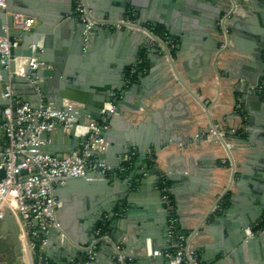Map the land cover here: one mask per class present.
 I'll use <instances>...</instances> for the list:
<instances>
[{"label":"water","instance_id":"95a60500","mask_svg":"<svg viewBox=\"0 0 264 264\" xmlns=\"http://www.w3.org/2000/svg\"><path fill=\"white\" fill-rule=\"evenodd\" d=\"M152 1L159 2V0ZM202 1L205 4L199 0L196 5H193L191 0H179L176 6L178 8L187 7L188 12L189 9H192V15L188 23L181 29H175L173 22L167 24V20L158 15L160 14L158 9L153 7L150 0H116L111 1L110 4L100 0H87L91 16L97 18L117 19L127 13L128 8H132L140 17L152 14L155 21L153 28H156L157 25L158 29L162 27L168 29L170 40L160 43L157 38L153 37L152 31H150L152 27L148 25L145 27L150 35L134 29L105 28L99 29L93 38L86 39L82 34L83 24L75 17L77 29L70 40V53L74 64H80L83 71L74 78L84 80L87 77V79H93L95 82L87 87L80 84L79 87L72 85L71 88H67L63 81L65 76L64 74L61 75L58 69L60 63L63 62L62 55L65 54L66 45L69 41L68 34L71 23L65 18V13L69 12L73 16L74 12L73 10L71 12V6L67 3L66 8L61 9V5H55L54 0H6V11L0 10V36H6L10 42H13L16 37H20L21 42L18 47L10 48V58L7 63H2L0 59V93H4L5 85L9 84L14 99L26 101L25 95H28L27 98L32 102L30 104L35 108L39 105L54 104L60 110L75 116L78 123H83L86 119L100 122L101 109L106 103H111L116 108V114H109V120L104 123L107 127L100 126L99 129V136L106 142V146L102 152H99L95 161L104 163L107 170L105 172L88 170L85 177L69 178L64 181L63 185L55 187L53 193L62 203L60 214L57 217L59 229L49 228L46 232L38 231V235L48 237L52 234V238L56 237L61 240L60 235L63 234L61 241L69 238L72 241H77L78 247L84 246L93 239L94 227L105 220H112L115 212L123 214L125 217L135 213L130 206L123 208L118 206V203L137 204V196L142 197L141 194H147L155 210L154 214L156 213L158 216V228L161 232L158 234L148 231L138 233L135 246L130 245L133 239L126 236L124 244L135 247L138 264H170L172 256H165V254L171 253L175 238L170 235L169 214L162 198V187L164 181H175L179 177L175 176L171 169L161 167L159 155L166 145L169 149L171 145H185L193 140V136H191L192 126H188L189 124H181V126L180 122L188 119L187 123L195 124L197 120L194 121L193 118H199V115L194 109L190 111L192 113L190 115L188 109L185 108V98L180 97L182 93H179V97H175L173 100L171 98L166 100L162 104L165 108L163 110H159L158 105L152 101H157V98H166L174 93L175 85L181 87L185 84L174 59L178 55V50H185L187 44L193 43V38H209V35L215 32L217 36L214 49L205 57V63L207 62L208 65L210 62L209 72L217 93L214 101L217 105L212 110L219 112L223 104L233 108L236 102L235 94H239L250 118L248 122L251 123L253 121L251 118L256 119L257 117L261 123L264 121V59L261 55V52L264 51V0H245L248 5L259 11L256 12L255 10L254 12L260 18V26L249 30V38L254 44L251 45L252 47H242L229 33L230 47L228 51L233 46L236 51L246 52L250 57L242 63V74L239 75L224 70L223 61L228 51L215 62V54L220 42L216 23L221 13L229 8L231 1L236 4L237 9L239 1L242 0ZM52 6H55V9ZM200 8L203 10L202 13L197 11ZM235 11L230 19L235 18ZM13 14L35 17L39 24L28 32L14 31L11 28ZM203 17H206L207 20H204ZM230 19L226 26L228 31L229 28L234 31ZM143 22V20L137 19L139 25H143ZM4 28H7L6 32ZM56 37L60 40H56ZM174 37L179 40L177 46L173 45ZM134 38L138 40H136L135 45H139H137L138 48L129 64L139 57L137 52L147 62L152 61L153 57L158 58L163 71L168 73L163 77L162 83L166 80L173 82L170 90H162L163 88L161 89L154 83L143 87L136 83L128 87L124 85L125 64L129 60L125 64L120 61H109L105 65L104 63L92 64L93 52L103 46L105 42ZM34 44L40 45L33 49L30 46ZM31 56L37 57L41 66L34 71H26L22 75L17 74L15 58ZM47 65H51V68H47ZM31 80H34L35 83H32ZM220 89H225L224 91L231 98L230 102L224 100V96L222 99L220 98ZM20 90H25L24 94ZM258 91L260 92L258 93ZM63 99L80 103L82 107H72L68 103L61 106L60 103ZM219 99L221 100L219 101ZM42 101L44 104L41 103ZM2 104H6L5 99L0 101V107ZM1 111L2 108H0V115L2 116ZM142 113H146V115H142L144 119L132 123L133 120L131 119ZM237 118H241V116L238 114ZM179 132H187V137L181 136ZM2 136L3 132L0 129V151H5L6 148H1ZM40 139L43 141V151L57 157L71 152L84 141V137L74 136L73 131L68 136L64 135L61 126H57L52 133H42ZM47 140L49 141L47 142ZM131 153L137 154V159L143 160V164L137 166L136 162H132L131 159L126 161L125 157ZM260 159L262 164L259 168L264 170V154L261 155ZM220 166L225 169L224 164L221 163ZM204 174L211 175L208 171H205ZM0 176H3V171H0ZM208 181L211 184L216 183L213 179ZM132 185H137L139 195L135 192L131 193ZM250 187L249 193L252 195L253 211L242 213L230 234L229 240L217 248V254L221 258L215 262L220 264L223 261L229 262V260L235 262L243 251L249 248L256 249L264 242V231L254 237H247L244 231L247 228H252L254 223L264 214V184L257 181ZM167 192L169 193V190ZM177 207L179 208V204ZM175 216L174 213L173 217L175 218ZM198 217L199 215L195 213L189 215L191 223L198 220ZM4 219L10 222L12 226L6 240L7 242L9 240V249L12 250L14 256L20 259L22 249L18 239L17 223L14 217L9 214ZM31 239L36 240L35 238ZM0 242H3V239L0 238ZM169 243L173 244L172 248L168 246ZM38 244L41 246L42 241ZM148 247L151 252L158 250L162 254L146 256ZM192 250L195 251L194 248ZM32 263H36L35 258Z\"/></svg>","mask_w":264,"mask_h":264},{"label":"crops","instance_id":"0c3cea01","mask_svg":"<svg viewBox=\"0 0 264 264\" xmlns=\"http://www.w3.org/2000/svg\"><path fill=\"white\" fill-rule=\"evenodd\" d=\"M100 1L110 4L111 1L116 0ZM150 2H152L153 7L158 9L160 13L158 15H161L167 20V24L171 22L174 23L173 27L175 29H181L191 18L192 9H189L188 12L187 7L178 8L176 4L179 0H159V2L150 0ZM191 2L193 5H196L199 0H191ZM200 2L205 4L202 0H200ZM54 3L55 5H61V9H65L68 3V5L71 6V12L74 7L73 0H54ZM239 5L235 11V18L230 19V24L234 31L229 28V33L232 37H235L236 42L241 44L242 47L250 48L252 47L251 45L254 44L249 38V30H253L260 26V18L258 14L257 16L255 15L254 11L256 8H252L245 0L239 1ZM52 7L55 9V6ZM129 9L132 8H128L127 10ZM197 11L202 13L203 10L200 8ZM256 12L259 11L256 10ZM136 15L137 19L144 21L142 23L143 25H148L153 28L155 21L152 14L140 17L136 12ZM65 18L71 23V29L68 34L69 41L66 45L65 54L62 55L63 62L60 63L58 71L61 75L64 74L65 76V79L63 78L65 87L71 88L72 85L73 87L74 85L79 87L80 84L87 87L92 85L91 83H94L95 80L87 79V77L84 80L74 78L83 71L80 64H74V60L70 53V40L77 29L75 15L73 14L72 16V14L68 12L65 13ZM203 19L207 20L206 17H203ZM38 24L39 22L36 19L35 27L38 26ZM153 29L156 32H169L165 27L158 29L157 25L156 28ZM216 36L214 32L209 35V38H193V43L187 44L185 50H178V55H176L174 59L176 60L178 72L185 84L181 87L175 85V89L173 88L174 93L168 95L166 98H157V101H152L158 105L159 110H163L165 108L162 104L165 103L166 100L169 98L173 100L175 97H179V93H182L180 97L185 98V108L188 109L190 115L192 114L190 111L193 109L199 115V118H193L194 121L197 120L195 124L193 123L191 125L187 123L186 121H188V119L180 122V125L189 124L188 126H192L193 131L191 136H194L195 133H205L208 126L211 123H215L228 132L226 140L233 143L231 153L234 162V170L223 162L225 158L223 146L218 143L207 142L205 138H202L204 134L199 141L193 139L185 145L174 144L171 145L169 149L167 147L168 145H166L165 149H163L159 155V161L162 164L161 167L171 169V172L179 177L176 178L177 180L175 181L163 182V186L169 190L174 206V213L176 215L175 233L183 234V232H185L186 235L194 234L191 246L194 248L201 264H220L219 262H215L221 258V256L217 254V248L229 240L230 234L235 224L238 223L242 213L253 211L252 195L249 193L251 191L250 186L257 181L264 184V170L259 168L262 164L260 157L264 154V121L261 123L257 117L256 119L251 118L253 121L249 123L248 121L250 118L245 111L244 103L243 106L246 114V120L244 122L242 118H237L238 113L235 111L234 106L232 108L230 105L223 104L219 112L212 110L213 107L217 105V103L214 102L217 93L212 84L213 80L209 72L210 62L207 65V62L205 63V57L214 49ZM41 38L43 37L41 36ZM15 40L20 44V37H16ZM56 40H60V38L56 37ZM136 40L137 38L120 39L117 41L109 40V42H105L103 46L97 48L98 50L96 49L93 52L92 64L104 63L105 65V63H109V61H120L125 64L129 60V62L125 64L127 74L129 67L133 65L135 61L142 58L141 54L137 52L139 57H137L133 63L129 64L138 48L137 45H139H135ZM178 44V38L174 37L173 45L177 46ZM60 47H62L61 44ZM231 47L232 48L227 52L223 61L224 70L232 74L234 72L237 73V75L242 74V63L250 57H248V53H240L236 51L233 46ZM261 55L264 59V51L261 52ZM54 64L56 63L54 62ZM46 67L51 68V65H47ZM167 74V72L163 71L159 59L153 57L150 62H147L145 59L143 69L135 75L132 82L128 85L125 82V76V78H123V84L128 87L136 83L143 87L144 85L154 83L161 87V89L163 88L162 90L168 91L172 88L171 85L173 82L171 80H166L162 83L163 77ZM207 84H209V86H207ZM220 90V98L222 99L224 96V100L230 102L231 98L226 94V91H224L225 89ZM20 92L24 94L25 90H20ZM259 92L260 91H258V93ZM235 96L236 99H241L239 94H235ZM27 97L28 95H25L26 101L32 104ZM221 99H219V101ZM2 100V93H0V101ZM64 100L66 99H63V101ZM66 101L72 107H82L80 103L69 100ZM41 103L44 104L43 101ZM3 107L4 104H2L0 108L3 109ZM173 111L176 110L173 109ZM142 115H146V113L138 114L136 118H132V123L143 120L144 118ZM242 124L246 126L244 133H232L233 129H238ZM179 134L181 136L183 135L185 138L187 137V132H179ZM1 141V148H6L3 136ZM48 141L49 140H47V142ZM128 155L131 156L132 162H136L137 166L143 164V160L137 159V154L131 153ZM221 163L225 165V169L220 166ZM205 171H208L211 175H205ZM211 179L216 183L211 184L208 181ZM231 179L232 184H230ZM229 186L230 189L226 192ZM130 191L131 193H138L137 195L140 194L137 190V185H132V190ZM141 195L142 197L137 196V204H127L126 202L118 203V206H122L123 208L130 206L131 210L135 211V213L131 214L129 217H125L123 214L115 212L112 220H105L102 222V224L106 226L105 229L111 240L115 243H120L125 250L135 255V264H138V257L136 255L137 251L133 246L137 244V234L144 231L153 232V234L161 232L160 228H158V216L156 213L154 214L155 210L151 205L150 198L147 194ZM178 204L179 208L177 207ZM214 206L215 208H213ZM192 213L199 215L198 220L194 223H191L192 221L189 218V215ZM104 217H106V215H104ZM11 227L10 222L7 220L3 219L0 221V238L3 239V242H0V264H31L26 260L23 261V259L14 256L12 250L9 249V240L8 242L6 240L9 237ZM126 236H129V239H133L132 243H130V245L133 246H126L124 244ZM91 240H89L88 243H90ZM40 241H42L40 249L52 263H70L78 259L81 255L80 246H77V241H72L69 238L61 241L56 237L52 238V234L48 235V237L39 235L37 242ZM168 246L172 248L173 244L169 243ZM239 256L240 257L237 258L235 262L229 260V262L223 261L222 264H264V242L256 249H246ZM89 263L117 264L113 257L111 243H100L93 259Z\"/></svg>","mask_w":264,"mask_h":264},{"label":"built area","instance_id":"2783aa9c","mask_svg":"<svg viewBox=\"0 0 264 264\" xmlns=\"http://www.w3.org/2000/svg\"><path fill=\"white\" fill-rule=\"evenodd\" d=\"M6 0H0V10L6 11ZM236 9V4L231 1L229 8L221 13L217 21V30L220 38L218 50L215 54V62L220 59L229 49V31L226 23ZM73 12L83 24L82 34L86 39L93 38L99 29H134L150 35L146 25L137 23V15L129 9L122 17L111 19L107 17L97 18L90 14L87 0H74ZM36 24V18L28 15L13 14L11 28L14 31L28 32ZM7 28H4L6 32ZM151 34L160 43L170 40L165 31L156 32L152 28ZM18 42H10L6 36H0V59L7 63L10 58V48L18 47ZM40 45V44H39ZM39 45H31L35 48ZM172 46V44H171ZM16 73L24 74L26 71H34L41 66L37 57H16ZM144 67V59L140 58L127 71L125 82L128 85L135 75ZM1 81V77H0ZM35 83L34 80H31ZM6 100L0 115V129L6 143V150L0 151V221L8 214L14 217L18 226V239L21 242L23 261L35 264H54L43 254L37 242L38 231L46 232L49 228L59 229L58 215L62 206L54 195L55 187L64 184V181L74 177H85L88 170L105 172L107 166L95 161L99 152L105 149L106 142L99 136L100 126L107 127L104 123L109 120V114L115 115V105L106 103L101 109L100 122L87 119L78 123L77 118L60 110L54 104L33 107L29 102L14 99L9 84L5 85L2 93ZM61 106L67 105V101H61ZM235 111L241 116L243 122L246 120L243 102L236 99ZM57 126H61L62 133L66 136L73 131L76 137H84V141L71 152L62 156L48 154L43 151V141L40 139L42 133H52ZM246 126L242 124L232 133L242 134ZM227 131L217 124L211 123L205 133H195L193 139L201 140L203 134L209 143L221 144L225 150L223 162L234 170V162L231 150L233 143L226 140ZM203 138V137H202ZM131 156L125 157L129 161ZM25 171V173H22ZM232 184V179L231 183ZM230 189L227 188L226 192ZM162 198L169 214L168 223L170 235L175 238L174 248L165 256H172L170 264H201L195 251L192 250L191 241L193 235L176 234L174 206L165 186L162 187ZM215 208V206L213 207ZM212 208V209H213ZM247 237H254L264 231V214L254 223L252 228L244 230ZM61 240L63 234L60 235ZM31 238H35L33 240ZM102 242L111 243L113 257L117 264H135V255L125 250L120 243H115L109 237L103 225H97L93 229V239L87 245L80 246L81 255L78 259L68 264H89L93 259L98 245ZM162 252L155 250L151 252L148 247L146 256L161 255Z\"/></svg>","mask_w":264,"mask_h":264},{"label":"trees","instance_id":"16d2710c","mask_svg":"<svg viewBox=\"0 0 264 264\" xmlns=\"http://www.w3.org/2000/svg\"><path fill=\"white\" fill-rule=\"evenodd\" d=\"M98 225H103V226H104V228H106V226H105L104 224H102V223H100V224H98Z\"/></svg>","mask_w":264,"mask_h":264}]
</instances>
